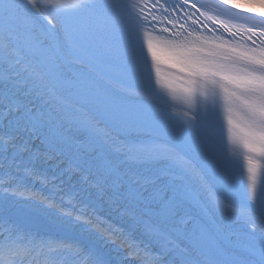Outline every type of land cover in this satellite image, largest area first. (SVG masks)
Here are the masks:
<instances>
[{
	"label": "snow or ice",
	"instance_id": "snow-or-ice-1",
	"mask_svg": "<svg viewBox=\"0 0 264 264\" xmlns=\"http://www.w3.org/2000/svg\"><path fill=\"white\" fill-rule=\"evenodd\" d=\"M190 40L229 51L189 47L181 89L193 110L178 119L158 90L176 91L154 53L159 45ZM200 51L230 63L206 60ZM225 72L231 79L221 85L224 117L232 142L245 149L247 175L209 119L217 111L216 77ZM0 94L5 124L11 116L18 124L31 118L18 97H46L48 118L77 134L54 136L51 147L74 153L65 170L102 200L94 207L80 203L79 190L57 200L0 181V194L36 202L48 225L82 237L56 238L10 222L0 207L5 264H109L86 243L89 231L127 249L138 264H264V178L257 179L264 146L238 131L243 121L264 139V0H215L211 10L202 0H92L63 15L43 10L39 0H0ZM30 147L26 140L3 141L0 169L13 167ZM17 170L62 191L56 177ZM104 204L149 243L102 215ZM69 251L74 254L64 255Z\"/></svg>",
	"mask_w": 264,
	"mask_h": 264
},
{
	"label": "bare ground",
	"instance_id": "bare-ground-1",
	"mask_svg": "<svg viewBox=\"0 0 264 264\" xmlns=\"http://www.w3.org/2000/svg\"><path fill=\"white\" fill-rule=\"evenodd\" d=\"M205 1L213 4L215 3V0ZM39 4L43 10L54 14L63 15L79 12L76 5L70 3L69 0H65V3L60 6L50 5L46 2V0H39ZM161 97L164 98L170 109L177 110L178 119L184 118L179 114L193 110L188 108L187 104L182 101H173L164 95H161ZM18 99L24 105L26 110L31 109V112L29 113L31 118L25 119L19 124L17 123V118L15 116L8 117V122L6 124L3 120H0V129H3V131L0 132V147H2L3 141L8 138H12L14 142H22L26 140L31 147L29 152L16 157L18 163H16L13 167L0 169V181H5L9 184L23 183L36 190H40L47 195L53 196V198L57 200L60 199L61 195L70 194L73 191L79 190L81 194L77 197V199L81 204L99 207L102 200L99 198L98 193H96L94 189L81 184L79 182L80 178L78 175H70L69 172L65 170L71 162L74 153L71 150H65L64 146H58V148L51 147L50 141L52 137H75L77 135L76 132L69 129L67 126L63 128L58 127L57 119L48 118V110L50 106L46 103V97L34 94L26 97L20 96ZM42 113L43 115H41ZM224 142L225 147L231 149L235 158L241 164L247 165L246 152L231 146L225 140ZM33 155L37 157L33 159ZM27 167L34 168L39 175L56 177L54 183L60 185L62 191L54 192V188L52 186H45L33 177L27 176L23 171L17 170ZM244 171L245 175H247V170L244 169ZM260 171H264V161H262V166L258 169V173ZM9 175L15 177V179L9 181ZM238 179L241 183V189H243V180L239 177ZM13 197L17 198L16 196ZM22 203H26L34 208L41 207V205H38L33 201L24 200ZM101 214L106 216L113 223L123 227L126 232L132 233L133 239L142 240L145 244L149 243L148 238L142 232L133 229L130 221L126 218H121L119 211L116 208L104 204ZM75 233L80 235L79 230L75 231ZM87 237L91 239L90 241H92V247L98 254L102 255L105 260L114 255L117 256L124 264H138V261L135 258L127 255V249L122 247L123 250L118 252L115 247L121 246L116 242L108 241L103 238L98 232L89 231L87 233Z\"/></svg>",
	"mask_w": 264,
	"mask_h": 264
},
{
	"label": "clouds",
	"instance_id": "clouds-1",
	"mask_svg": "<svg viewBox=\"0 0 264 264\" xmlns=\"http://www.w3.org/2000/svg\"><path fill=\"white\" fill-rule=\"evenodd\" d=\"M46 2L53 6H60L63 3H65V0H46ZM70 3L74 5H80L86 0H69ZM222 18H224L226 21L234 22L232 18L225 14H221ZM215 40L219 41L221 40V36L217 34L214 37ZM200 45L204 49H211L213 52L216 49H219L221 52L229 51V49L221 46L220 44H207L203 43L200 40H190L184 44H169L165 43L162 45H159L155 49V55L157 57V60L159 62V66L161 67V64L168 65L171 69H174L176 71V76L173 79H169L176 89L174 92L172 89L166 87V86H160V88L163 90L164 93H166V96L170 98L173 101H182L183 103L187 104L188 108L191 109V105L185 102V100L182 97V89L181 86L187 84L186 77L189 75L187 71H185V68L187 67L186 64V58L191 54L189 51V47L192 44ZM199 55L204 57L206 60L213 61V60H220L223 63H230V61L225 60L223 57L214 55L210 51H200ZM205 68L210 67L209 65H204ZM217 84H216V104H217V110L220 113L224 114V106H223V99H222V88L221 85H224L225 87L228 86V81L231 79V76L225 72L224 76H217ZM173 80L175 82H173ZM261 133H264V129H261Z\"/></svg>",
	"mask_w": 264,
	"mask_h": 264
},
{
	"label": "rangeland",
	"instance_id": "rangeland-1",
	"mask_svg": "<svg viewBox=\"0 0 264 264\" xmlns=\"http://www.w3.org/2000/svg\"><path fill=\"white\" fill-rule=\"evenodd\" d=\"M10 196L12 198V195ZM10 196L8 195V197L3 198L6 202L4 203L0 202V207H2L4 210L13 211L12 212L13 217L27 224L29 228L37 227L39 228L40 232L42 231V233L59 235L60 237H64V236H67L68 238L81 237V235H78L75 232L65 233V232L56 231L54 228H52L50 225L46 223V221L41 215L35 212L36 208L31 207L26 203H22L24 199L23 200L19 198L11 199ZM87 240L91 242L89 238H87L86 241ZM115 248L118 252H121L123 250V248L119 246H116ZM106 261H108L111 264H121L119 258L114 255H112Z\"/></svg>",
	"mask_w": 264,
	"mask_h": 264
}]
</instances>
